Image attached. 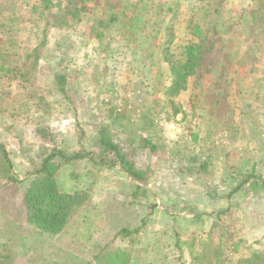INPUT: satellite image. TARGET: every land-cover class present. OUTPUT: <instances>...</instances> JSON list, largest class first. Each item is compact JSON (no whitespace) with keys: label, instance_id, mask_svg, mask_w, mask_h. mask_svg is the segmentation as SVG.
<instances>
[{"label":"rangeland","instance_id":"rangeland-1","mask_svg":"<svg viewBox=\"0 0 264 264\" xmlns=\"http://www.w3.org/2000/svg\"><path fill=\"white\" fill-rule=\"evenodd\" d=\"M43 2L0 0V147L17 178L0 166V264H200L204 243L222 246L225 264L264 252V0ZM190 22L208 49L171 116L158 104L171 82L163 55L182 51ZM102 127L164 145L138 159L145 196L109 167ZM54 149L69 157H58L60 191L89 199L51 236L26 222L21 196Z\"/></svg>","mask_w":264,"mask_h":264},{"label":"trees","instance_id":"trees-1","mask_svg":"<svg viewBox=\"0 0 264 264\" xmlns=\"http://www.w3.org/2000/svg\"><path fill=\"white\" fill-rule=\"evenodd\" d=\"M43 1L47 2L45 8L48 9V0ZM82 2L84 0H80L81 4ZM41 7L42 5H34L33 9L36 11ZM79 12L80 7H76L69 14L79 19ZM188 30V35L191 39L186 42L182 51L179 54H173L170 50H165L163 55L165 61L169 64L171 82L165 88L163 97L158 101V104L160 102L163 109L170 110L172 112L171 116L184 114V110L177 98L189 89L191 79L198 75L204 55L208 49L207 33L201 25L190 22ZM97 37L102 39V33L98 34ZM0 57H3L1 52ZM54 83L60 87V91L64 94L65 76L56 73ZM37 133L44 140L48 134H51L50 127L37 128ZM98 134L100 136L99 146L104 149L105 153L112 154L110 161L107 162L109 167L120 166L123 168L124 172L136 182L137 192L142 191L145 196L146 192H148L147 174L138 167V159L154 156L159 152L162 153L164 145L161 142H154L142 136H138L130 143L124 144L114 140L113 135L108 132L106 127L100 128ZM2 148L0 147V150H2L0 166L2 169L3 167L6 168L4 172L6 175H10L8 176V181H11V179L16 180V174L12 171L8 154L3 146ZM58 157L66 161L69 160V157L64 152L56 149L40 159L34 171L26 177L27 183L21 196L22 205L26 212V222L40 234L51 236L61 234L82 205L89 199L87 191L79 189L70 193L60 191L57 184V175L61 168V163L58 161ZM5 163H8V165L5 166ZM249 180L250 178L245 179L241 185L248 183ZM238 191L239 187H236L230 196ZM221 212H219L218 217L221 216ZM191 213L196 218L201 216L196 210L191 211ZM220 247L222 246L210 247L204 243L202 253L198 256L195 255L194 260H197L196 262H200V264L205 262L207 264H225L226 259L223 258ZM2 258H7V256L0 254V259ZM234 264H264V252L253 251L249 256L237 259Z\"/></svg>","mask_w":264,"mask_h":264},{"label":"crops","instance_id":"crops-1","mask_svg":"<svg viewBox=\"0 0 264 264\" xmlns=\"http://www.w3.org/2000/svg\"><path fill=\"white\" fill-rule=\"evenodd\" d=\"M4 178V177H3Z\"/></svg>","mask_w":264,"mask_h":264}]
</instances>
